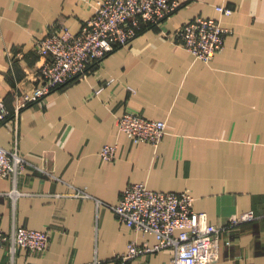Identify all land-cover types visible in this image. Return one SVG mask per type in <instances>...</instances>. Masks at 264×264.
<instances>
[{
    "label": "crops",
    "instance_id": "1",
    "mask_svg": "<svg viewBox=\"0 0 264 264\" xmlns=\"http://www.w3.org/2000/svg\"><path fill=\"white\" fill-rule=\"evenodd\" d=\"M94 0H0V99L15 112L42 85L36 42L52 27L81 30ZM218 6L233 10L225 15ZM229 29L205 63L177 31L195 17ZM134 111L167 123L158 147L135 144L118 127ZM119 144L117 158L100 151ZM0 146L29 162L17 181L0 177V229L48 230L45 253L0 251V264H117L130 243L156 237L118 221L111 207L129 184L195 197L194 209L226 226L234 215H264V0H185L162 25L97 63L83 80L53 90L0 123ZM213 264H264V219L223 232ZM232 244L227 245L230 240ZM151 252L126 264H173Z\"/></svg>",
    "mask_w": 264,
    "mask_h": 264
},
{
    "label": "built area",
    "instance_id": "2",
    "mask_svg": "<svg viewBox=\"0 0 264 264\" xmlns=\"http://www.w3.org/2000/svg\"><path fill=\"white\" fill-rule=\"evenodd\" d=\"M185 0H94V12L77 33L65 25L52 27L36 42L35 51L42 60L41 86L26 94L12 112L0 99V123L19 115L28 104L44 99L53 90L85 79L92 68L118 48L127 47L148 26H160L176 13ZM231 15L233 10L218 6ZM229 29L213 18L195 17L177 31L182 46L197 59L209 63L224 47ZM119 129L135 144L158 147L166 135L167 123L153 120L134 111L118 119ZM119 144L102 147L105 161L117 158ZM28 160L17 149L0 146V177L17 181L28 169ZM195 197L189 190L181 193L155 191L145 183L129 184L120 202L111 207L119 222L137 232L156 237L154 246L130 243L127 251L114 257L117 264L151 252L171 250L173 264H213L220 258L223 232L242 224L264 219L254 211L234 215L226 226L208 221V215L194 209ZM51 242L48 230L16 227L11 233L0 229V251L6 249L13 258L18 250L45 253ZM232 244L231 239L226 241ZM95 264H107L96 261Z\"/></svg>",
    "mask_w": 264,
    "mask_h": 264
},
{
    "label": "trees",
    "instance_id": "3",
    "mask_svg": "<svg viewBox=\"0 0 264 264\" xmlns=\"http://www.w3.org/2000/svg\"><path fill=\"white\" fill-rule=\"evenodd\" d=\"M153 27H154V26L144 27L143 30H142L141 32L145 31L146 29L153 28ZM141 32H140V33H141Z\"/></svg>",
    "mask_w": 264,
    "mask_h": 264
}]
</instances>
